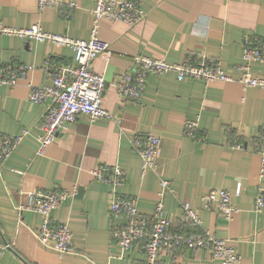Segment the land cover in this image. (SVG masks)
<instances>
[{"label":"crops","instance_id":"crops-1","mask_svg":"<svg viewBox=\"0 0 264 264\" xmlns=\"http://www.w3.org/2000/svg\"><path fill=\"white\" fill-rule=\"evenodd\" d=\"M56 1L40 10L38 0H0V19L12 27L38 23L46 31L88 38L92 0ZM137 1L145 16L135 24L98 21V35L108 42L109 53L98 55L92 69L104 76L103 105L114 118L90 120L81 113L57 132L42 154H36L37 136L49 101H29L27 84H49L51 73L71 62L73 51L0 34V63L29 67L25 80L0 85V134L27 130L0 164V264L144 263L141 243L123 250L114 240L112 230L122 219L111 218L107 210L111 187L91 173L98 164L119 165L125 178L115 191L136 198L144 214L152 211L158 198L159 179H166L172 190L163 194V207L175 227L181 203L188 201L202 227L237 250L238 264H264V206L253 209L258 187L264 184L256 144L264 89L237 80L244 62L243 39L264 40V0ZM136 54L168 62H193L204 56L232 80L206 83L199 78L177 80L173 73L150 74L139 100L122 98L114 82L134 70ZM250 68L264 77V59L251 61ZM187 118L197 119L194 139L182 133ZM148 133L159 137L160 153L155 170L140 176L132 139ZM236 140L242 142L241 148L233 146ZM214 187L231 193L238 207L231 219L202 207V196ZM53 190L71 191L51 210L50 218L69 226L73 252L42 247L34 233L41 215L25 207L28 192ZM159 263L221 264L199 248L163 251Z\"/></svg>","mask_w":264,"mask_h":264},{"label":"built area","instance_id":"built-area-1","mask_svg":"<svg viewBox=\"0 0 264 264\" xmlns=\"http://www.w3.org/2000/svg\"><path fill=\"white\" fill-rule=\"evenodd\" d=\"M56 0H38V8L55 4ZM91 8L93 25L88 38L70 37L65 34L42 29L38 23L25 27H12L0 19V34L19 36L26 40L49 42L56 46H66L72 49L71 62L63 64L50 75L47 85L27 84L28 100L34 103H46L42 116L41 132L37 136L36 154H42L45 148L54 140L60 130L76 120L81 113L90 120L97 118H114L103 105L105 79L92 69L93 60L100 54L108 55L109 44L98 35L99 20H120L127 25H133L145 16L144 9L137 0H92ZM73 3L71 2V5ZM246 36L242 41L241 75L237 78L243 86H254L264 89V77L254 75L251 61L264 59V40ZM134 70L124 74L114 82L119 96L130 100H139L144 90L148 75L173 73L177 80L184 78H199L206 83L213 81H229L232 78L216 62L204 56L193 62H168L143 54L133 56ZM29 67L24 64L0 63V85H15L25 80ZM197 119L187 118L183 124V135L196 138ZM24 129L18 135L0 134V164L18 146ZM200 140V138H199ZM132 144L140 158V176L149 170H155L156 160L160 153V139L148 133L143 137H135ZM256 144L259 147L261 170L264 167V113ZM233 146L242 147V142L236 140ZM93 176L111 187L107 210L111 218H121L122 222L112 230L114 240L123 250L130 249L135 244H142L144 252L143 264H160L159 255L163 251L176 249H205L212 260L221 264H238L240 255L234 247L226 244L225 238L216 237L202 227L201 218L188 201L181 203L179 225H173L172 217L164 210L162 196L172 188L169 182L159 179L160 190L149 214L140 212L136 198L123 196L115 191L125 178L124 171L118 164H98L91 169ZM240 193V187L235 194ZM71 194L68 190H53L51 192H28L27 209L41 215V222L34 233L42 247L57 252H73L72 232L66 223L53 221L50 212L53 208ZM264 206V184L258 187L253 201V209L259 211ZM202 207L221 213L226 219L238 211L231 200V193L222 188H210L202 196ZM22 208H18L20 212Z\"/></svg>","mask_w":264,"mask_h":264}]
</instances>
